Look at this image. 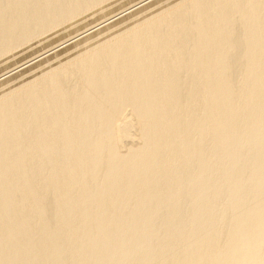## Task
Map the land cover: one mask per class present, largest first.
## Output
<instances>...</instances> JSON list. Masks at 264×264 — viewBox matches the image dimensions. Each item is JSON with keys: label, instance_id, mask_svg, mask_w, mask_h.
Instances as JSON below:
<instances>
[{"label": "bare ground", "instance_id": "6f19581e", "mask_svg": "<svg viewBox=\"0 0 264 264\" xmlns=\"http://www.w3.org/2000/svg\"><path fill=\"white\" fill-rule=\"evenodd\" d=\"M104 1L0 0V65ZM174 2L0 71V264H264V0Z\"/></svg>", "mask_w": 264, "mask_h": 264}, {"label": "rangeland", "instance_id": "374dc122", "mask_svg": "<svg viewBox=\"0 0 264 264\" xmlns=\"http://www.w3.org/2000/svg\"><path fill=\"white\" fill-rule=\"evenodd\" d=\"M107 1H108V3H110V4L113 2V0H111V2H109L110 0H107ZM107 1H104V2H106L107 5H106L104 2L100 3V5L103 6L102 8H104V7L106 6L103 10H102V9H99V12H97L96 10H98V8H100L101 6H100V5H97V6H98V7L96 6L97 8H94V6H93V7H92L93 9L91 8V9L88 10L89 12H84L83 14L78 15L79 17L76 16L77 18L75 17V19L70 18L71 21L68 19L70 22L65 23V22L68 21V20H66V21L64 22L65 24L63 23V24L61 25V27L59 26L60 28H56L57 30L55 29V30H53V31H50V33H48V32H49V31H48L47 33H48L49 35L46 33V35H48V36H45V33L42 34V36H41V37L39 36L38 39H39V38L44 39V37H46V38L48 37V40H47L46 38H45L46 40H44V41H43L42 39H41V40L39 39L40 41H43L42 43H40V45H39V44H36V45H38V46H34V47L28 45V47L25 46V47H23V49H22V47H21V49H22L21 52H22V51L24 52L25 49H27V50H26L27 52H24V53L22 52V53H20V49H19L18 51H14V50H13V51L16 52V53H17V52L20 53L19 56H18V57L15 56L16 58L13 57L12 60L9 59V61H7L5 64H4V63L1 64V65H0V71H2V70L5 71V70H7V69H3V68H4L5 66H8V65L12 64L13 62H14V63H15V62H19V61H21V59H23V58H25V57H26V58L31 57V55H32L33 53H35V52H37L38 55H39V53L41 52V51H40V48H41V47H42V48H46V46L48 47V46H50V45H51L50 50L45 49L46 52L44 51V52H45L44 55H47V54L51 53L52 50H56V49H57L58 51H56V52H57L56 54H57L59 60H57V59H58V58H57L56 61H58V63L61 62L60 64H64V63H65L64 59L67 58L66 54L68 55V58L70 59V58H71L70 56L73 55L72 53L74 52V55H75V53L77 52V50L80 49V48H79V49H77V50H75V51H71V50H73V49H72V47L69 46V45L71 44V43L69 44V42H71V41H73V42L76 41L75 38L78 37V36H77V37H75V38H72V37L76 36V35H75V31H77V35H78V33H79V35H80V33H81L82 30H83V31L86 30V32L84 31L85 33L82 32L83 35L81 34L80 37L84 36V34L86 35L87 33H92V32L95 33V32H96L95 30L98 29L99 27L101 28V26H102V28H101V29L99 28V30H100V31H103V30L106 31V29H109V28H106V29H103V28H105L106 26H109V25L113 24V22H112V23H110V22H111L112 20L118 19V18H116L118 15L121 16V15H124V14H131V13L135 12V10H137V8H140V9H142V8H148V9L151 8V9H153V8H154V7L152 6L154 0H152V1H151V0H137V1H136V0H122V1H121V0H115V1L111 4V6H110V4L108 5ZM120 1H121V2H120ZM134 1H136V2H134ZM150 1H151V2H150ZM168 1H170V0H168ZM171 1L174 2L175 0H171ZM177 1H178V0H177ZM177 1H176V2H177ZM124 2H125V3H124ZM138 2H139V3H138ZM146 2H147V3H146ZM148 2H149V3H148ZM179 2H182V0H179ZM179 2H177V3L174 2V3H175V4H178ZM130 3H131V6H132V7L130 6ZM132 3H133V4H132ZM136 3H137V4H136ZM142 3H143V4H142ZM145 3H146V5H145ZM114 4H116V5H114ZM141 4H142V6L138 7V6L141 5ZM166 4H167V3H166ZM168 4H171V2L168 3ZM172 4H173V3H172ZM125 5H126V6L129 5V6H127V8H125V7H126ZM108 6H110V7H108ZM117 6H119V7H117ZM136 6H137V7H136ZM149 6H150V7H149ZM164 6H165V4H164ZM120 7H121V8H120ZM128 7H131V8H128ZM152 7H153V8H152ZM106 8H107V9H106ZM108 8H109V9H108ZM113 8H114V10H113ZM123 8H124V9H123ZM119 9H120V10L122 9V10L119 11ZM132 9H133V10L135 9V10L132 11ZM140 9H139V10H140ZM148 9H146L145 12H148V13H149L150 9H149V10H148ZM156 9H157V8H156ZM156 9L151 10V11H150V12H151L150 14H152V11L155 12ZM100 10H102L101 13H100ZM104 10H105V11H104ZM115 10H118V11H119V12L117 11V15H115L116 13H114V12H116ZM129 10L132 11V12H130ZM95 11H96L97 13H96ZM110 11H111V12H110ZM102 12H103V13H102ZM128 12H130V13H128ZM154 12H153V13H154ZM86 13H87L88 15H86ZM94 13H95V15H94ZM108 13H109L110 15H111V13L114 14V15H112V17L114 16L113 18H115V19H112L111 16H109V15L106 16ZM148 13H147V14H148ZM91 14H92V15H91ZM97 14H98V15H97ZM85 15H86V17H85ZM102 15H103V16L105 15V16L103 17ZM91 16H92V17H91ZM115 16H116V17H115ZM119 16H118V17H119ZM83 17H84V18H83ZM101 17L103 18V20L105 19V17H107L106 19H108V20H107V21H106V19L104 20L107 24H108L109 20H111V21L109 22L110 24H108V25L105 26V25H104L105 23L102 22V21H103V20H102V21H100V22H101V26H99V25H100L99 20H100ZM73 18H74V17H73ZM109 18H110V19H109ZM119 18H120V17H119ZM121 18L126 19V15L123 16V17H121ZM85 19H86V20H85ZM72 20L75 22L74 25H73L74 22H73ZM83 20H84V21H83ZM97 20H98V23H96ZM128 21H129V20H128ZM72 22H73V23H72ZM70 23H71V24H70ZM92 23H96L95 26H96L97 28H96L95 26H93L94 24L92 25ZM103 23H104V24H103ZM124 23H126V22L124 21ZM124 23H121V24H124ZM128 23H131V21L128 22ZM133 23H134V21H133ZM133 23H132V24H133ZM135 23H136V21H135ZM76 24H77V25H76ZM86 24H87V25H86ZM90 24H91L93 27L91 26L92 28H91V27L87 28L86 26H89ZM126 24H127V23H126ZM126 24L123 25V26L126 27V26L128 25V24H127V25H126ZM71 25H72L73 27H72ZM130 25H131V24H130ZM130 25H128V27H129ZM69 26H70V27H69ZM75 26H76V27H75ZM103 26H104V27H103ZM118 26H120V25H118ZM68 27H69V28H68ZM85 27H86L87 29H85ZM125 27H121V28L119 27L120 29H118V30H121L122 28L125 29ZM130 27H132V26H130ZM130 27H129V28H130ZM64 28H65V29H64ZM75 28H76V30H74ZM83 28H84V29H83ZM59 29H60V30H59ZM88 29H89V30H88ZM61 30H62V31H61ZM92 30H93V31H92ZM78 31H80V32H78ZM88 31H90V32H88ZM91 31H92V32H91ZM104 31H103V32H104ZM111 31H112V30H111ZM114 31H117V30L114 29ZM114 31H112L113 33L110 32V34H114V35H115ZM117 32H118V31H117ZM117 32H116V33H117ZM56 33H58V34H56ZM73 33H74V36H73ZM94 33H93V34H94ZM52 34H53L54 36H53ZM68 34H69V35L72 34L71 37H70ZM97 34H98V33H97ZM97 34H95V35L98 36ZM95 35H94V36H95ZM99 35H102V36H99V37H103V38H104L103 40H106L107 37L109 36L108 33L105 34L106 36L103 35V33H102V34H99ZM94 36H93V37H94ZM111 36H112V35H111ZM67 37H69V38H67ZM99 37H94V38H96V42H95V39H93V41L95 42V44H97V42H101L100 40H102V39H99ZM64 38H66V39H68V40L65 41ZM70 38H72V39H70ZM108 38H110V37H108ZM73 39H75V40H73ZM78 39H79V37H78ZM78 39H77V40H78ZM97 39H99V40L97 41ZM59 40H63L65 43H64L63 41H62L63 43H62V42H59ZM103 40H102V41H103ZM37 41H38V40H37ZM37 41H36V43H37ZM38 42H39V41H38ZM73 42H72V43H73ZM94 42H93V43H94ZM67 43H68V44H67ZM101 43H102V42H101ZM34 44H35V43H34ZM34 44H33V45H34ZM42 44H43L45 47H44ZM52 44H54V45H53L54 48L52 47ZM55 44L58 45V46H60V45H62V46H60L61 48L58 47V46L56 47ZM59 44H60V45H59ZM98 44H100V43H98ZM98 44H97V45H98ZM65 46H66V47H65ZM73 46H74V45H73ZM90 46H92V45H90ZM30 47H31V48H30ZM37 47H38V48H37ZM29 48H30V49H29ZM33 48H35V49H33ZM36 48H37V50L39 49V50H38L39 52L36 50ZM48 48H49V47H48ZM58 48H59V49H58ZM63 48H64V49H63ZM69 48H70V49H69ZM29 50H30V52H28ZM13 51H12V52H9V54H10V53H14ZM49 51H50V52H49ZM62 51H63V52H62ZM67 51H68V52H67ZM52 52H53V51H52ZM71 52H72V53H71ZM59 53H61V55H60ZM21 54H22V55H21ZM41 54H42V53H41ZM64 54H65V55H64ZM13 55H14V54H12V55H6V56H9V58H10V57L13 56ZM29 55H30V56H29ZM33 55H34V54H33ZM35 55H37V54L35 53ZM42 55H43V54H42ZM63 55H64V56H63ZM69 55H70V56H69ZM74 55H73V56H74ZM28 56H29V57H28ZM39 56L41 57V55H39ZM65 56H66V57H65ZM73 56H72V57H73ZM19 57H20V58H19ZM32 57H33V56H32ZM32 57H31V58H32ZM34 57H35V56H34ZM74 57H75V56H74ZM26 58H25V59H26ZM48 58H51V64H52V56L49 55ZM55 58H56V57H55ZM71 59H73V58H71ZM71 59H70V60H71ZM1 60H2V61H5V60H7V58H5V56H4L3 58H1ZM1 60H0V61H1ZM14 60H15V61H14ZM61 60H63V61H61ZM11 61H12V62H11ZM53 61H54L53 64H52L53 66L51 67V66H50L51 64L49 65L51 68H53L54 66H57V64H56V62H55V59H53ZM59 61H60V62H59ZM66 61H67V59H66ZM63 62H64V63H63ZM55 64H56V65H55ZM60 64H59V65H60ZM4 65H5V66H4ZM22 66H23V64H22L21 66H20V65H19V66H16V65H15V68H14V69L9 68L10 71L8 70L9 72L7 71V73L15 72V70H16V71H17V70H20L19 68H21ZM9 67H11V66H9ZM13 67H14V66H13ZM18 67H19V68H18ZM54 68H55V67H54ZM35 69H36V68H34V70H33L34 72H33V73H36V72H37V74H36V76H37V75H38V70L36 71ZM46 69H48V68L46 67ZM11 70H13V71H11ZM2 72H3V71H2ZM2 72H0V73H2ZM33 73H32V74H33ZM4 75H5V74H4ZM4 75H3V76H4ZM13 75H14V74H13ZM34 76H35V74H33V77H34ZM1 77H2V76H1ZM1 77H0V78H1ZM30 77H31V76H30ZM18 84H19V82H18ZM126 111L129 112L128 110H126ZM126 111H125V112H126ZM125 112H124V113H125ZM127 112L125 113L124 116L129 115V114H127ZM124 113H123V114H124ZM133 124H134V122H133ZM135 129H137V125H136V124H134L133 129H132V127L130 128V131H129V138H128L126 141L121 142L120 144L123 145V143H125V142H126V143H125L123 146L121 145V147H120V144H119V148L121 149V150H120V149L118 150L119 153H121V151H125L124 148H125L127 145H128V146H130V145H134V146H135L136 143H139V142H137V139H138L137 136H136V137H133V138L130 139L131 136H135V135H136L137 130L134 131ZM134 132H135V133H134ZM130 133H131V134H130ZM133 134H135V135H133ZM138 141H139V139H138ZM132 142H133V143H132ZM129 144H130V145H129ZM122 147H123V148H122ZM126 148H127V147H126ZM123 149H124V150H123ZM123 153H124V152H123Z\"/></svg>", "mask_w": 264, "mask_h": 264}]
</instances>
